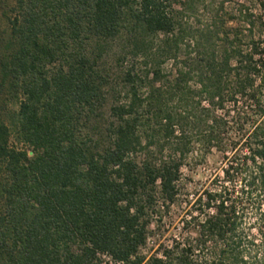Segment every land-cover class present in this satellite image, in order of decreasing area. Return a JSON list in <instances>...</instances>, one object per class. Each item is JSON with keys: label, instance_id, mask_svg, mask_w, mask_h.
<instances>
[{"label": "trees", "instance_id": "trees-1", "mask_svg": "<svg viewBox=\"0 0 264 264\" xmlns=\"http://www.w3.org/2000/svg\"><path fill=\"white\" fill-rule=\"evenodd\" d=\"M229 1L195 28L204 0H8L0 264H264V50L226 27ZM160 35L175 69L132 66L109 106L106 46L149 58ZM214 149L222 176L183 201V169Z\"/></svg>", "mask_w": 264, "mask_h": 264}, {"label": "rangeland", "instance_id": "rangeland-1", "mask_svg": "<svg viewBox=\"0 0 264 264\" xmlns=\"http://www.w3.org/2000/svg\"><path fill=\"white\" fill-rule=\"evenodd\" d=\"M224 0H204V3L200 5L199 12L187 18L188 23L193 27H205L207 26L216 10L220 8L221 3ZM8 0H0V55L4 51V43L7 38V25L2 17V7L6 5ZM12 2V1H10ZM243 15H251L254 26L249 25L242 20ZM222 17L226 20V27L228 29H239L245 35H250L251 29L254 40L259 44L260 49L264 50V0H231L227 2L221 12ZM164 37L153 38V50H151V57L145 58L144 55L138 57H132L130 50L126 47V43L122 39H118L113 43L106 46L102 59L99 61V68L110 75L111 87L109 96V106H111L115 98L122 99L124 101L127 88L123 85L120 78L123 74L131 69L132 66L136 68V72L141 74L147 69L153 68L147 66L151 61H165L163 68L166 71L175 69V62L172 58L165 60L163 57H158V51L162 45ZM149 55V54H148ZM15 108L12 103L8 102L6 90L0 87V113L6 115V113L12 111ZM93 126H91L92 128ZM92 135L99 137V131L92 128ZM20 148L22 146H19ZM190 164L183 169V201L189 197L192 199L193 195L197 191L209 188L211 181L216 176H222V168L224 167V153L214 149L205 158L192 160ZM185 203L181 206H175L172 211L173 224L168 231L163 230L158 236H155L149 243L148 248L145 250L147 255L154 254L159 244L168 243L172 239L173 235L177 234V224L184 214ZM106 261H109L106 259ZM110 262V261H109ZM110 264H112L110 262Z\"/></svg>", "mask_w": 264, "mask_h": 264}]
</instances>
